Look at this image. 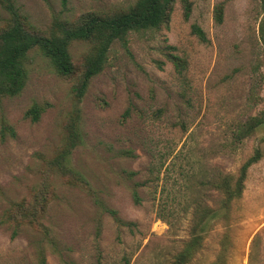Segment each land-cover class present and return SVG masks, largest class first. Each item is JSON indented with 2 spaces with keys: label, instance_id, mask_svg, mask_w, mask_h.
I'll return each instance as SVG.
<instances>
[{
  "label": "rangeland",
  "instance_id": "rangeland-1",
  "mask_svg": "<svg viewBox=\"0 0 264 264\" xmlns=\"http://www.w3.org/2000/svg\"><path fill=\"white\" fill-rule=\"evenodd\" d=\"M13 1L27 29L50 34L138 0ZM183 1L167 26L114 42L81 100L94 44L71 43V76L28 53L24 90L0 100V264H174L196 212L208 218L188 264H264V123L245 134L264 120V0H189L188 20ZM33 105L45 108L37 122L25 118ZM256 151L227 206L220 184Z\"/></svg>",
  "mask_w": 264,
  "mask_h": 264
},
{
  "label": "trees",
  "instance_id": "trees-1",
  "mask_svg": "<svg viewBox=\"0 0 264 264\" xmlns=\"http://www.w3.org/2000/svg\"><path fill=\"white\" fill-rule=\"evenodd\" d=\"M65 1L63 0V2ZM175 2L176 0H138L126 12L105 17L92 15L78 25H62L59 26L58 32L45 34L27 29L21 21L14 1L2 0L1 4L8 12L10 20L7 29L0 32V100L5 97L18 96L24 90L28 80L26 59L28 53L34 49L39 50L50 61L59 75L71 76L75 71V67L69 47L75 41L94 44V52L87 58L80 83L75 87L76 96L81 100L86 94L91 80L104 70L109 51L114 42L120 41L126 44L127 37L132 32L157 30L167 26ZM183 3L184 17L188 20L191 17L192 6L189 0H184ZM215 21L219 25L224 21L223 4H219L215 8ZM192 32L202 42H208L206 33L200 26L193 25ZM169 58L180 73L185 70V60L174 55H170ZM44 111L45 108L33 105L26 112L25 118L37 122ZM263 123L264 120L261 119L253 120L249 132H245V134L253 132ZM5 131H8L11 136H15V132L11 128L5 126L3 133ZM260 159L261 153L256 151L242 166L234 185L229 180L223 179L220 185L225 193L227 206L242 197L247 172ZM135 200L137 203L140 201L136 194ZM212 217H216L214 213ZM207 218L208 216L196 212L193 225L194 231L192 232L194 234L193 238L185 250L176 258L174 264H188L191 260L200 246L201 237L198 235V230ZM38 264H46L44 256L39 258Z\"/></svg>",
  "mask_w": 264,
  "mask_h": 264
}]
</instances>
